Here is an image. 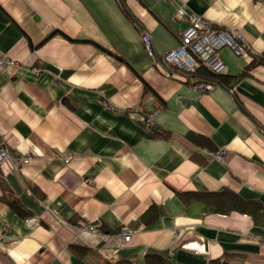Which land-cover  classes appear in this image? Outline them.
Wrapping results in <instances>:
<instances>
[{
    "label": "crops",
    "instance_id": "0c3cea01",
    "mask_svg": "<svg viewBox=\"0 0 264 264\" xmlns=\"http://www.w3.org/2000/svg\"><path fill=\"white\" fill-rule=\"evenodd\" d=\"M177 1L237 32L245 52L218 51L230 87L161 60L188 24L173 0H0V57L16 61L0 67V146L30 155L0 162V264H264L249 213L179 196L264 205V62L234 77L264 60V0Z\"/></svg>",
    "mask_w": 264,
    "mask_h": 264
},
{
    "label": "built area",
    "instance_id": "2783aa9c",
    "mask_svg": "<svg viewBox=\"0 0 264 264\" xmlns=\"http://www.w3.org/2000/svg\"><path fill=\"white\" fill-rule=\"evenodd\" d=\"M175 3L176 11L179 14L186 15L188 21L187 26L182 32L180 43L172 48L167 49L161 54V60L169 67L180 70L183 73H190L194 71L199 64H203L208 69L219 72L224 67V62L218 54V51L223 46L232 47L236 53L241 54L245 52V48L236 39L237 32L229 30L225 27H217L211 21L202 18L194 11H187L184 6L179 4L177 0ZM240 36V34H237ZM142 43L149 55L154 54V48L151 41V34L149 30L145 29L142 32ZM7 64H16L13 58L0 57V67ZM201 89H210L213 87L211 82H197ZM224 150L214 152V157L218 159L223 158ZM30 155H17L6 150L0 146V162L9 160L15 165H19L29 160ZM66 161L68 158L65 159ZM88 230L96 231L94 224L87 225ZM132 230L123 228L118 235L122 241H127L132 236ZM194 248H199V243L194 241Z\"/></svg>",
    "mask_w": 264,
    "mask_h": 264
},
{
    "label": "trees",
    "instance_id": "16d2710c",
    "mask_svg": "<svg viewBox=\"0 0 264 264\" xmlns=\"http://www.w3.org/2000/svg\"><path fill=\"white\" fill-rule=\"evenodd\" d=\"M50 34H52V32ZM259 62L263 63L264 60L254 56L250 61V63L245 67V70L241 71V73L238 75H234V77L238 78L242 73L246 72V69L250 68L251 66ZM198 68H202L204 73L208 75L209 78L216 79L223 85L225 86L228 85V87H230L229 85L231 84H227V78L230 77L229 74H223L221 71L215 72L210 69H206L202 64H199L194 71H196ZM205 82H209V81H204V83ZM179 196L183 200H185V202L201 201L204 204L206 203L209 205L207 208L212 209V211L228 213L232 209H236L241 212L249 213L253 217L255 224L259 223L264 226V205L261 203V201L255 199L253 200L244 199L235 192L230 191L227 188L221 191H202V192L185 191L179 193ZM7 201L10 202L11 204L14 203V201H11L10 199H7ZM152 254H157V253H147L146 255L152 256ZM241 257L244 258L245 256L243 254H240L239 252H226L224 255L210 258L207 264H235L234 261ZM150 258L151 257H147L148 264H168L167 260L161 255L154 257V260H150ZM104 264H127V262L123 260H118L115 263L107 261Z\"/></svg>",
    "mask_w": 264,
    "mask_h": 264
}]
</instances>
